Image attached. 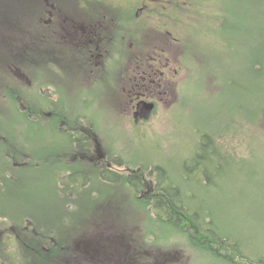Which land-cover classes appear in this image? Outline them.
<instances>
[{"label":"rangeland","instance_id":"1","mask_svg":"<svg viewBox=\"0 0 264 264\" xmlns=\"http://www.w3.org/2000/svg\"><path fill=\"white\" fill-rule=\"evenodd\" d=\"M193 1L191 24L181 30L186 65L177 102L163 104L150 122L137 127L116 110L112 113L107 102H71L78 114L95 119L103 146L115 164L124 165L115 170L118 180L108 182L98 176L99 171L84 169L88 176L79 179L91 180L75 192L96 197L81 203L66 201L57 196L70 189L60 182L63 177L59 173L58 179L55 167L14 168L11 173L17 182L12 183L0 153V179L8 185H0L1 212L17 222L29 217L40 226L66 233L90 231L96 224L125 231L142 239L147 249H157L158 264H232L193 247L170 223L155 221L153 207L145 206V193L137 195L128 185L126 178L134 174L152 190L153 170L161 166L183 189L184 200L200 220L229 237L239 253L254 261L264 259V77L252 70L256 60L264 62V0ZM59 103L53 102L57 110ZM19 112H13L12 121L18 140L39 148L35 157L43 162L49 153L45 145L59 146L61 140L49 127L53 120L33 124L35 120L29 123ZM205 135L221 145L215 148L220 154L235 159L229 165L218 158L207 164L220 173L213 185L194 177L184 179L185 162L195 155ZM15 264L35 262L19 256Z\"/></svg>","mask_w":264,"mask_h":264},{"label":"flooded vegetation","instance_id":"2","mask_svg":"<svg viewBox=\"0 0 264 264\" xmlns=\"http://www.w3.org/2000/svg\"><path fill=\"white\" fill-rule=\"evenodd\" d=\"M193 9V0H0V153L8 180L13 183L14 168L53 166L70 189L58 198L94 199L75 192L91 180L79 179L88 176L84 169L103 178L101 172L124 165L103 146L95 119L78 114L71 102H107L133 127L177 102L186 65L181 30L190 26ZM53 102H62L58 110ZM143 102L154 105L149 120L136 119ZM18 110L29 123L53 120L48 126L61 140L45 145L43 162L35 157L39 148L18 140L12 125ZM1 219L0 264H15L19 256L35 264H158V250L125 231L96 224L66 233L0 211Z\"/></svg>","mask_w":264,"mask_h":264},{"label":"trees","instance_id":"3","mask_svg":"<svg viewBox=\"0 0 264 264\" xmlns=\"http://www.w3.org/2000/svg\"><path fill=\"white\" fill-rule=\"evenodd\" d=\"M262 38L261 51L264 52V37ZM252 70L257 72L259 77H264V62L256 60ZM220 146L212 136H203L195 155L185 162V181L187 178L194 177L200 183L215 184L214 180L220 173L207 168V164L214 158L222 160L225 165H229L235 160L233 156L230 158L228 155L220 154L215 149ZM240 161L242 164H247L246 158H241ZM153 171L156 173V181L152 190V187L146 184L145 179L134 174L129 175L126 179L128 185L137 195L141 192L145 193L148 198L145 206L153 207L154 214L151 217L155 221L170 223L176 227L180 234L187 237L190 243L192 242L193 247L225 259L232 264H264V259L254 261L244 253H239L238 247L232 245L229 237L228 239L221 236L211 226V222L200 220L184 200L183 189L173 181L165 168L158 166ZM102 175L107 181L116 182L119 178L116 171H104Z\"/></svg>","mask_w":264,"mask_h":264},{"label":"water","instance_id":"4","mask_svg":"<svg viewBox=\"0 0 264 264\" xmlns=\"http://www.w3.org/2000/svg\"><path fill=\"white\" fill-rule=\"evenodd\" d=\"M154 105L150 103L139 104L138 111L136 113V119L149 120L152 116Z\"/></svg>","mask_w":264,"mask_h":264}]
</instances>
